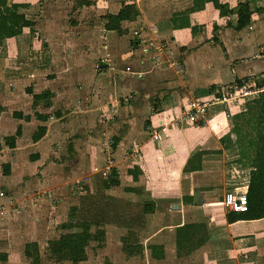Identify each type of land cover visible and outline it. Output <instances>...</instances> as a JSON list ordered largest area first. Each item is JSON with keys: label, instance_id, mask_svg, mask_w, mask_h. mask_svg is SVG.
Segmentation results:
<instances>
[{"label": "crops", "instance_id": "1", "mask_svg": "<svg viewBox=\"0 0 264 264\" xmlns=\"http://www.w3.org/2000/svg\"><path fill=\"white\" fill-rule=\"evenodd\" d=\"M77 1L69 4L72 24L59 0H43L38 16H26L32 26L0 42V170L9 164V173H0V193L41 189L61 179L74 160L108 159L121 181L114 190L127 186L149 197L133 202L120 196L123 210L126 203L137 212L116 210V226L138 222L143 228V202L152 200L166 245L175 247L177 225L204 224L207 240L195 250L201 264H264V219L228 223L222 204L227 191L247 193L253 146L232 131L216 134L180 119L187 102L211 88L250 79L264 90V0H218L232 10L249 3L251 20L242 29L234 11L221 13L211 2L192 11L193 0H130L139 14L124 34L90 17L108 3L114 8L107 12L116 14L127 0ZM28 89L50 94L33 105ZM40 125L46 134L34 142ZM18 127L11 149L4 138ZM134 166L142 171L136 181L128 173ZM8 194L0 195V207Z\"/></svg>", "mask_w": 264, "mask_h": 264}, {"label": "rangeland", "instance_id": "2", "mask_svg": "<svg viewBox=\"0 0 264 264\" xmlns=\"http://www.w3.org/2000/svg\"><path fill=\"white\" fill-rule=\"evenodd\" d=\"M59 1L62 4L60 6L70 10L69 22L72 24L73 13L71 9L73 8L69 4L71 3L73 6L78 1ZM126 2L131 1L127 0ZM27 5L24 10L27 16H38L41 10L44 9L43 0ZM105 5L100 7L103 12L90 18L100 17L104 19L106 15L104 13L108 11L107 9L110 6L114 8L111 3ZM46 10L45 8L44 11ZM102 14L104 15L101 16ZM76 17H81L80 13ZM87 22L89 23L88 20ZM133 22L125 24L124 27L128 30ZM12 57L14 58L13 55ZM240 99L244 100L242 104H232L230 110L229 107L222 104L209 107L207 126L216 134H226L232 131L244 138L245 141H250L255 134L253 120H251L253 111L251 110V100H247L245 97ZM242 107H246V109L242 110ZM108 162V159H106L105 163H95L92 158L74 160L71 161L72 164L67 168V172L64 171L61 179L48 181L41 189H31L26 193L15 196H10L11 194H8V192H2L3 196L8 194L10 199L8 203L0 207V251L7 252L9 259L6 262H0V264H30L31 260L25 258L23 254L24 247L26 243L34 241H40L41 264H54L46 249V241L56 237L61 232L59 223L68 219L69 209L72 205L77 207V213L73 220L77 222L85 220L99 222L105 224L106 229L105 241L100 245L96 242L91 243V246L86 250L87 260L80 264H201V256L195 251L198 248L195 245L196 241L192 243L193 247L191 249L189 247L178 249L176 243L175 247L165 244L162 231L159 230L160 226L163 225L162 216L157 210L146 216L144 215L145 226L143 228L138 222L135 224L137 226L127 224H122L125 228L116 226V224H119L116 210L122 211V214L126 215L127 210L132 209L133 217L136 216L137 212L135 207L132 208L133 205L129 206L126 203L127 209L123 210V207H120L116 201L119 200L120 196L133 202H141L149 197L148 192H145L142 196L129 193L125 189V191L123 189L114 190V187L109 191L102 190L101 182L110 174L112 169L107 168L106 164L108 165ZM71 166L76 167L74 174L70 169ZM69 171L71 172L69 173ZM105 171H107L106 174ZM0 173L4 174L3 167ZM89 184L93 186L91 190H88ZM122 206L124 205L122 204ZM126 227L133 232L128 240L130 245H135L137 242L143 243V247L135 246L136 249L131 256L124 252L120 240L121 235L127 233ZM149 243L163 244L164 257L159 260L152 258L145 247Z\"/></svg>", "mask_w": 264, "mask_h": 264}, {"label": "trees", "instance_id": "3", "mask_svg": "<svg viewBox=\"0 0 264 264\" xmlns=\"http://www.w3.org/2000/svg\"><path fill=\"white\" fill-rule=\"evenodd\" d=\"M81 3V1H79ZM78 2V3H79ZM206 2H211L215 7L220 9L221 13H230L234 11L237 14L236 29H242L250 23L252 11L248 2L240 3L232 9L225 8V5L219 3L218 0H193L192 11L201 10L205 7ZM79 3V4H80ZM87 3V2H86ZM27 4L9 3L8 0H0V42L6 38H12L22 33L24 27L32 26V22L26 18L25 9ZM225 11V12H224ZM139 14V10L134 2H122L120 10L116 14L108 13L104 16V27L106 30H115L119 34H124L127 29L125 24L132 22ZM188 21L186 26L188 25ZM31 54V52L29 51ZM211 88L209 92H212ZM28 93L32 94L33 105L39 100L47 98L49 92L34 94L32 89H28ZM254 128V137L250 139L253 146L254 155L252 159V169L250 171L249 183L247 187L248 210L243 213L228 211L226 218L228 223L238 220H261L264 219V90L261 91L257 98L250 101ZM16 117L28 120V116H22L21 113H14ZM41 120H47V115L35 114ZM46 127L38 126L32 135V140L38 142L46 134ZM21 135V128L18 127L16 133L4 138V143L9 148L15 147L16 139ZM35 159V157H31ZM197 168L200 167V155L197 154ZM196 159V160H197ZM188 163H191V161ZM4 174L9 173V164L2 166ZM186 170V167L184 168ZM195 170V169H194ZM134 181L138 180L142 173L138 166L128 170ZM103 188L109 191L112 187L120 186L117 170L112 168L110 174L103 179ZM129 192H135L134 188L124 187ZM156 210V205L152 200L143 202L142 212L146 216ZM77 213V207L72 206L69 209L68 219L60 223L61 232L49 240H47L46 249L54 264H80L87 260V248L91 243L96 242L100 245L106 239L105 224L91 221H75L73 220ZM133 234L131 230H127L125 235H121L122 248L128 255H133L135 246L142 247L137 242L135 245L128 243L129 237ZM207 240V230L204 224L184 223L176 227V245L178 249L192 248V243L201 246ZM152 258L159 260L164 257V246L161 243H149L145 246ZM40 246L37 242H28L25 244L24 256L31 260L30 264H41ZM7 252L0 251V262L8 261Z\"/></svg>", "mask_w": 264, "mask_h": 264}, {"label": "built area", "instance_id": "4", "mask_svg": "<svg viewBox=\"0 0 264 264\" xmlns=\"http://www.w3.org/2000/svg\"><path fill=\"white\" fill-rule=\"evenodd\" d=\"M261 55L264 57V48L261 49ZM254 81L248 79L239 83H234L226 87H218L205 97H194L187 102V105L182 109L180 119L190 124L208 125L209 122V107L222 104L231 109L232 104H242L245 97L247 100H253L258 97L261 89L254 87ZM245 107H242V110ZM154 139H158L155 134ZM3 193H0L2 195ZM222 204L228 211L243 213L248 210V201L246 194L234 193L227 191L222 200Z\"/></svg>", "mask_w": 264, "mask_h": 264}, {"label": "water", "instance_id": "5", "mask_svg": "<svg viewBox=\"0 0 264 264\" xmlns=\"http://www.w3.org/2000/svg\"><path fill=\"white\" fill-rule=\"evenodd\" d=\"M196 197H197V194L195 195V199H196Z\"/></svg>", "mask_w": 264, "mask_h": 264}]
</instances>
